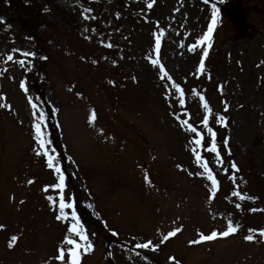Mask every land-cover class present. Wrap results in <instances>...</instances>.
Listing matches in <instances>:
<instances>
[{"label":"rangeland","instance_id":"1","mask_svg":"<svg viewBox=\"0 0 264 264\" xmlns=\"http://www.w3.org/2000/svg\"><path fill=\"white\" fill-rule=\"evenodd\" d=\"M150 2L0 0V264H61L55 258L70 235L71 209L57 220L59 190H44L58 178L36 154L28 96L45 114L49 153L74 184L93 245L81 250V264H264V236L249 231L264 229V0H240L253 28L245 33L230 23L231 0H154L149 9ZM213 4L212 47L189 51L211 25ZM173 81L184 89L183 104ZM201 95L212 108L209 127L228 141L223 164L235 176L233 183L210 162L221 182L215 197L182 140L183 120L208 133ZM237 190L254 199L241 201ZM229 219L237 233L192 243L200 232L226 230ZM149 240L158 250L137 247Z\"/></svg>","mask_w":264,"mask_h":264},{"label":"snow or ice","instance_id":"2","mask_svg":"<svg viewBox=\"0 0 264 264\" xmlns=\"http://www.w3.org/2000/svg\"><path fill=\"white\" fill-rule=\"evenodd\" d=\"M154 2V0H153ZM153 2L148 3L147 7L150 9L153 7ZM214 11L212 14V23L208 27L207 32L204 33L203 35L200 36L199 40L196 41L195 43H192L188 46V50L195 52L197 48L200 45H203L205 42H207L208 48L212 47L211 43V37H212V32H213V27L216 24V19L217 15L219 13V9L216 8V5H212ZM163 34V30H161L160 34H157L155 37V51L157 54H159L160 49H161V36ZM109 47L112 45L109 44ZM183 46V45H181ZM16 51L20 52L19 49ZM21 54L24 57H29V56H35L36 53L34 52H29V51H23ZM203 56L206 58L208 56V51L204 50L203 51ZM8 61H13L14 57L12 55L7 56ZM20 65L25 64L24 59H20L18 61ZM151 63L154 66H158V70L162 73V79L167 78L169 80L172 79L171 76L168 75V73L165 71L164 65L160 64L158 59H152ZM197 72L203 74L205 71V62L204 59H201L198 63V67L196 69ZM211 78V77H209ZM174 88L176 92L179 93L180 95V103L183 104V97H184V89L181 87L179 83H176L173 81ZM20 87L27 93L28 89L25 85V83H21ZM199 95V94H198ZM201 102H203V107L208 113L202 121L203 125L205 128H207V132L210 136V143L206 141L205 136L202 132L198 131L196 127H194L192 124H190L187 120H183L182 124L187 128L188 131L193 133L195 135V138L193 139L192 143L196 146L192 148V152L195 155V162L197 165H199L200 168L203 169L202 172L198 173L201 176H205L208 181L211 182V193L212 196L215 197L217 191L219 190L220 187V181L217 179L216 174L213 172L212 168L209 167V163L207 160L204 159V157L201 155L200 149H203L207 146V151L209 153L215 154V158L218 164L221 166L223 165V157L221 156L220 148L217 143V132L212 128L209 127V116L212 113V108L209 106L208 101L204 98V96H200ZM33 98L31 96H28V102L31 105L32 108V115H33V128L35 130V140L37 144L39 145V148L36 149V154L41 155L43 153L44 156L47 157V167L51 170H53L58 178V182L46 187L44 190L48 191V188H53L59 190V207H58V212L59 214L56 216L57 220H68L69 219V213L66 211V209H71V224L70 227L68 228V232L70 235L66 236L64 238V243L67 245V247H61L58 249V255L56 256V260L60 261L61 264H81V255L82 251L83 252H89L93 249V245L91 241L89 240V237L86 233V230L84 229L83 225L80 223V217L76 211L75 207V201L69 202L66 200L65 196V189L67 188L66 184V176L64 175L63 169L60 167V165L57 163V158L53 155H51L48 151V148L46 147L48 144L51 143L50 140H48L45 137V134L43 132V125L45 124L46 117L45 114L41 111L39 114H37V105L32 102ZM4 107L10 108L11 105L4 104ZM92 121H95L96 119V112L93 111L91 115ZM219 122L224 123L225 122V117L220 116L219 117ZM228 141L225 140L224 144H227ZM231 168L236 169L238 171L237 165L235 162L231 163ZM225 172L228 171V169H224ZM233 180H235V176L232 177ZM32 181H29L31 183ZM151 183V181H149ZM233 196L239 197L241 201L245 199H254V197H246L245 195H242L240 191H234ZM48 200L53 203V206L55 207L56 201L52 196H48ZM237 208H240V204H236ZM252 211H256V209H252ZM5 225H0V229L4 228ZM240 228V225L233 224V221L231 219L228 220L226 230L223 231H216L213 230L210 234H204L203 232L199 233V239L196 241H192V243H200L202 241H211L216 239L217 237H228L232 234H235L238 232ZM181 231L180 227H176L175 229L169 231L166 235L163 236V240L166 241L170 237H175L177 233ZM250 232H257L259 231V234L264 236V229H249ZM79 237V241L77 239L73 238V235ZM248 241H252L254 239L253 235H247L244 237ZM18 237L12 236L11 240L9 241V247H13L14 244L16 243ZM137 247L140 248H149L151 247L153 250H158L159 244H153L151 240H149L146 243H142L137 245ZM82 250V251H81ZM171 259L175 260V257H172Z\"/></svg>","mask_w":264,"mask_h":264},{"label":"water","instance_id":"3","mask_svg":"<svg viewBox=\"0 0 264 264\" xmlns=\"http://www.w3.org/2000/svg\"><path fill=\"white\" fill-rule=\"evenodd\" d=\"M230 16L232 18L233 24L237 25L240 28L244 27V18L239 6H236L231 10Z\"/></svg>","mask_w":264,"mask_h":264}]
</instances>
